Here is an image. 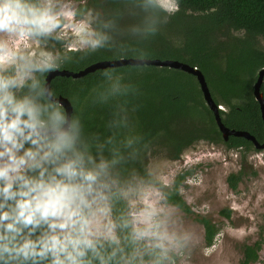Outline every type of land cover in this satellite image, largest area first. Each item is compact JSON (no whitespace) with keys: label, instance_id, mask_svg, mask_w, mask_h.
Listing matches in <instances>:
<instances>
[{"label":"clouds","instance_id":"clouds-1","mask_svg":"<svg viewBox=\"0 0 264 264\" xmlns=\"http://www.w3.org/2000/svg\"><path fill=\"white\" fill-rule=\"evenodd\" d=\"M118 15L0 0V264H178L191 239L163 189L130 167L138 137L87 132L44 81L57 55L47 41L71 29L76 51H95ZM141 25L129 31H154Z\"/></svg>","mask_w":264,"mask_h":264},{"label":"trees","instance_id":"trees-1","mask_svg":"<svg viewBox=\"0 0 264 264\" xmlns=\"http://www.w3.org/2000/svg\"><path fill=\"white\" fill-rule=\"evenodd\" d=\"M75 1L77 19L89 9L99 11L101 19L118 11L113 38L95 51H63L58 39L47 41V48L58 50L53 69L76 72L97 61L119 58L181 61L202 72L213 100L224 107L219 114L226 127L248 132L258 142L263 140V124L252 86L264 67V50L256 44L257 37H264V0H173V12L165 11L155 0ZM144 17L154 31H129L130 26L141 25ZM93 26L99 27V22L94 21ZM232 32L241 35L234 36ZM50 90L54 97L67 98L72 115L81 118L87 132L101 138L112 134L119 139L132 125L129 135L138 139L134 145L136 159L130 167L160 186L170 205L194 216L203 227L205 245H212L218 228L209 218L194 215L180 195V186L191 169L179 172L172 185L166 186L147 172L145 162L147 153L157 147L176 160L198 141L221 142L230 149H253L252 143L241 137L222 139L194 76L168 67L127 65L96 70L79 79L57 76L51 80ZM260 90L264 98V79ZM124 113L129 115L125 119ZM121 174L127 176L128 167ZM244 174L242 168L227 176L226 183L232 191H236ZM221 214L228 218L229 210ZM260 249L259 242L243 243L239 264L256 263Z\"/></svg>","mask_w":264,"mask_h":264},{"label":"rangeland","instance_id":"rangeland-1","mask_svg":"<svg viewBox=\"0 0 264 264\" xmlns=\"http://www.w3.org/2000/svg\"><path fill=\"white\" fill-rule=\"evenodd\" d=\"M155 1L167 12L176 10L173 0ZM77 5V1L70 0L75 10ZM87 13L78 20L84 19ZM66 19L71 20L70 17ZM62 32L65 34L59 38L63 51L79 47L72 39L73 30L63 29ZM232 35L241 34L232 32ZM256 44L264 50V37H257ZM128 116L124 113L122 118ZM131 127H127V134ZM163 152L161 147L149 151L147 172L163 185L171 186L179 172L191 169L192 173L180 186V195L194 215L209 218L218 228L212 245L207 247L202 225L193 219L194 216H187L175 207L184 227L191 233L178 264H239L242 244L255 242L260 243L261 249L258 261L253 264H264V149H230L221 142L198 141L184 149L176 160L169 159ZM242 168L245 174L236 191H232L226 178ZM226 209L229 210L228 218L221 214Z\"/></svg>","mask_w":264,"mask_h":264},{"label":"water","instance_id":"water-1","mask_svg":"<svg viewBox=\"0 0 264 264\" xmlns=\"http://www.w3.org/2000/svg\"><path fill=\"white\" fill-rule=\"evenodd\" d=\"M154 66V67H168L170 69H176L182 72H185L189 75H192L196 78V81L198 83L199 89L202 94V98L205 102V105L208 107L210 112L213 115V119L215 122V125L221 134V137L224 141H227L230 136L233 137H241L247 141H250L253 146L256 149L262 150L264 149V139L262 143H259L252 135H250L248 132L245 131H237L230 129L226 127L220 118L219 115V107L213 100L209 88L207 86V83L205 81L204 75L202 72L197 69L196 67H192L186 63H183L178 60L173 59H140V58H119V59H110V60H102L95 63H92L85 68L73 72L69 70H51L47 73L44 81L46 86L50 89V82L53 78L60 76V77H71L73 79H79L81 77H84L90 73L95 72L96 70H103L107 68H117V67H123V66ZM264 79V67L261 68L258 73L256 80L252 86V94L255 99V101L258 103L259 110H260V117L263 124L264 129V98L263 94L261 92V85L263 83ZM56 102L59 103V105L67 111L68 114L72 115L73 108L70 103V101L62 96L53 97Z\"/></svg>","mask_w":264,"mask_h":264},{"label":"flooded vegetation","instance_id":"flooded-vegetation-1","mask_svg":"<svg viewBox=\"0 0 264 264\" xmlns=\"http://www.w3.org/2000/svg\"><path fill=\"white\" fill-rule=\"evenodd\" d=\"M58 40H59L60 42H62L60 38H58ZM62 45H63V44H62ZM62 45H61V46H62ZM54 49H55L54 51H55L56 53H58V50L56 49V47H54ZM52 51H53V50H52ZM56 69H57V68H56ZM51 70H55V69H51ZM51 70H50V71H51ZM48 72H49V71H48ZM48 72H47V73H48ZM47 73L45 74L44 79H45ZM59 96H60V95H59ZM57 97H58V96H57ZM218 107H219V110H223V109H222V106L218 105ZM219 115H220V114H219ZM263 139H264V138H263ZM262 141H263V140H262ZM262 141L259 142V143H262ZM252 145H253V144H252ZM253 149H255V150H259V149H256L254 146H253ZM262 150H263V149H262ZM147 156H148V153H147ZM146 160H147V159H146ZM146 160H145V162H146ZM146 167H147V165H146Z\"/></svg>","mask_w":264,"mask_h":264},{"label":"bare ground","instance_id":"bare-ground-1","mask_svg":"<svg viewBox=\"0 0 264 264\" xmlns=\"http://www.w3.org/2000/svg\"><path fill=\"white\" fill-rule=\"evenodd\" d=\"M98 62V61H97Z\"/></svg>","mask_w":264,"mask_h":264}]
</instances>
